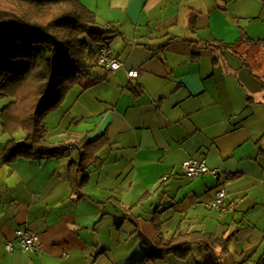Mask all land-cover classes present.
<instances>
[{"label": "crops", "instance_id": "0c3cea01", "mask_svg": "<svg viewBox=\"0 0 264 264\" xmlns=\"http://www.w3.org/2000/svg\"><path fill=\"white\" fill-rule=\"evenodd\" d=\"M83 3L123 67L93 69L73 103L67 97L47 117V143L66 144L61 157L6 163L9 137L0 127V264H137L157 249L154 222L166 240L232 234L222 264H256L264 256V47L242 46L240 58L217 46L243 35L264 42V0ZM130 70L138 76L130 79ZM105 133L110 145L88 184L74 190L75 142ZM190 159L219 175L187 178L181 166ZM83 177L76 174L79 183ZM218 189L227 195L224 212L209 206ZM22 228L39 234L38 251L22 252L15 237ZM204 255L193 246L185 259L147 263L197 264Z\"/></svg>", "mask_w": 264, "mask_h": 264}, {"label": "trees", "instance_id": "16d2710c", "mask_svg": "<svg viewBox=\"0 0 264 264\" xmlns=\"http://www.w3.org/2000/svg\"><path fill=\"white\" fill-rule=\"evenodd\" d=\"M108 35L99 29L96 14L83 0H0V98L12 99L0 111L1 133L9 137L3 148V153L10 154L6 163L66 153V144L47 143V117L62 107L83 77L99 67L100 49L109 47L112 40ZM260 46L264 47L263 41L243 35L235 44L221 42L217 47L233 49L242 58L238 48L248 47L250 53ZM132 91L136 96L142 92L136 88ZM20 131L25 135L23 142L15 138ZM109 145L107 133L95 140L84 137L75 142L80 158L70 166L74 190L88 184L89 169L98 163L99 152ZM79 173L84 174L80 183L76 179ZM154 227L159 236L157 249L142 262L171 254L185 259L192 247L198 246L205 255L197 264H222L233 237L231 234L217 239L193 232L166 240L162 223L154 222ZM215 249H220L221 255ZM256 264H264V256Z\"/></svg>", "mask_w": 264, "mask_h": 264}, {"label": "built area", "instance_id": "2783aa9c", "mask_svg": "<svg viewBox=\"0 0 264 264\" xmlns=\"http://www.w3.org/2000/svg\"><path fill=\"white\" fill-rule=\"evenodd\" d=\"M97 65L101 68H105L111 71H117L123 67L122 62L113 54L112 50L105 46L100 49ZM138 76V70H130L128 72V77L130 79L136 78ZM70 151L74 150V147L69 148ZM182 170L184 175L189 179H195L201 177L205 174H211L217 177L218 171L212 170L208 167L205 160L190 159L182 164ZM167 177H165V180ZM226 192L224 189H218L215 194V198L210 202L209 206L213 209L225 211L224 202L226 199ZM16 240L18 241L22 252L34 253L38 251L40 246V236L39 234L31 231L30 229L22 228L15 232ZM5 249L8 252L14 250V245L12 242H7L5 244ZM139 264H148L147 262H141Z\"/></svg>", "mask_w": 264, "mask_h": 264}, {"label": "rangeland", "instance_id": "374dc122", "mask_svg": "<svg viewBox=\"0 0 264 264\" xmlns=\"http://www.w3.org/2000/svg\"><path fill=\"white\" fill-rule=\"evenodd\" d=\"M11 26V25H9ZM96 70H94L95 72H103V69H98V68H95ZM94 72V73H95ZM81 90H79L78 88L77 89H74L72 92H70L68 94V105L72 104L73 101L75 100V97L77 96V94L80 92ZM75 96V97H74ZM66 97V99H67ZM66 101V100H65ZM12 102V99L11 98H0V109L2 110L4 107L8 106L10 103ZM31 101H27V104L30 103ZM82 104V101L78 104V106H76L74 108V111L76 110V108H79L80 109V106ZM82 107V106H81ZM73 108V107H72ZM72 110V109H71ZM78 110V109H77ZM49 127L52 128V123H49ZM15 138L18 142H23L24 141V138H25V135L22 131L18 132L16 135H15ZM171 259L173 260H177L175 259L174 257H170Z\"/></svg>", "mask_w": 264, "mask_h": 264}]
</instances>
